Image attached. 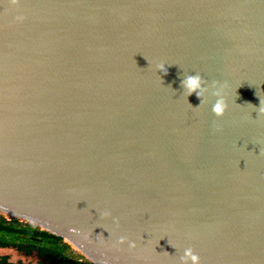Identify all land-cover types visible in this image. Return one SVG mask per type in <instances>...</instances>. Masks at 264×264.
Instances as JSON below:
<instances>
[{"label": "water", "instance_id": "1", "mask_svg": "<svg viewBox=\"0 0 264 264\" xmlns=\"http://www.w3.org/2000/svg\"><path fill=\"white\" fill-rule=\"evenodd\" d=\"M262 102L264 0H0V218L91 264H264Z\"/></svg>", "mask_w": 264, "mask_h": 264}, {"label": "flooded vegetation", "instance_id": "2", "mask_svg": "<svg viewBox=\"0 0 264 264\" xmlns=\"http://www.w3.org/2000/svg\"><path fill=\"white\" fill-rule=\"evenodd\" d=\"M43 234L37 236L23 235L20 237V245L23 247L14 248L23 252L27 257L36 258L38 264H78V261H81V257L71 256L66 253L68 246L62 240H50ZM28 238L32 241H28Z\"/></svg>", "mask_w": 264, "mask_h": 264}, {"label": "trees", "instance_id": "3", "mask_svg": "<svg viewBox=\"0 0 264 264\" xmlns=\"http://www.w3.org/2000/svg\"><path fill=\"white\" fill-rule=\"evenodd\" d=\"M44 233V234H43ZM45 235L48 239L61 240L60 238L51 235L45 231H40L36 227H32L28 224H21L19 221H9L6 219L0 218V247H23L21 246V238L23 235ZM44 236V237H45ZM28 241H32L28 238ZM68 246L67 244H65ZM65 246V247H66ZM0 264H22L20 261L15 262L10 260L7 255H0ZM78 264H91L87 260L81 258V261H78Z\"/></svg>", "mask_w": 264, "mask_h": 264}, {"label": "clouds", "instance_id": "4", "mask_svg": "<svg viewBox=\"0 0 264 264\" xmlns=\"http://www.w3.org/2000/svg\"><path fill=\"white\" fill-rule=\"evenodd\" d=\"M13 2L15 3L16 0H13ZM18 19H23V17H19ZM159 70L165 75L168 74V69L164 64L159 65ZM184 83H185V87H187L190 90L189 95L195 94L198 98H200V92L198 91V89H200L201 87V78L199 76L189 77L187 81ZM226 109H227L226 103L223 100H220L215 105L213 110L217 115L222 116L226 111ZM260 114L264 115V107L260 108ZM186 257L190 258L193 264H199V257L197 255H194L191 249L186 251Z\"/></svg>", "mask_w": 264, "mask_h": 264}, {"label": "rangeland", "instance_id": "5", "mask_svg": "<svg viewBox=\"0 0 264 264\" xmlns=\"http://www.w3.org/2000/svg\"><path fill=\"white\" fill-rule=\"evenodd\" d=\"M66 253L71 256L80 257L70 246H68ZM0 255H7L10 260L15 262L20 261L22 264H38L36 258L27 257L23 252L14 247H0Z\"/></svg>", "mask_w": 264, "mask_h": 264}]
</instances>
